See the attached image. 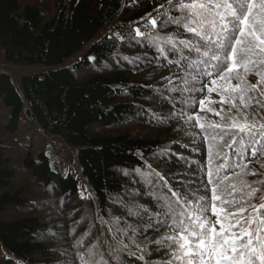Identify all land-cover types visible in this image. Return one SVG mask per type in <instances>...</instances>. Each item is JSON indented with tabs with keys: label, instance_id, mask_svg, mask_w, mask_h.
Here are the masks:
<instances>
[{
	"label": "trees",
	"instance_id": "1",
	"mask_svg": "<svg viewBox=\"0 0 264 264\" xmlns=\"http://www.w3.org/2000/svg\"><path fill=\"white\" fill-rule=\"evenodd\" d=\"M166 2L0 0V118L3 136L24 154L20 167L12 169L0 136V264H79L73 245L90 224L86 243L98 239L103 245L110 238L100 215L134 222L124 205L153 204L135 172L145 167L138 153L173 184L185 179L183 164H159L153 154L162 146L206 159L203 145L193 153L191 145L185 149L173 143L183 138V132L175 131L180 122L162 126L148 111L166 115L171 110L153 90L163 88V78L174 76L175 69L160 67L152 49L127 39L135 27L143 31L142 18L156 16L153 10ZM117 32L124 42L116 39ZM124 56L139 60L129 63ZM249 80L255 82V77ZM207 95L219 101L215 92ZM212 107L219 109L220 104ZM200 115L214 119L210 112ZM133 124L150 132L120 131ZM57 144L75 152L89 198H82L77 180L55 164ZM174 173L181 175L171 179ZM16 180L21 181L13 185ZM46 201L52 212L66 216L62 227H50L40 217L38 210ZM161 258V253L150 257ZM126 261L142 264L134 258Z\"/></svg>",
	"mask_w": 264,
	"mask_h": 264
},
{
	"label": "snow or ice",
	"instance_id": "2",
	"mask_svg": "<svg viewBox=\"0 0 264 264\" xmlns=\"http://www.w3.org/2000/svg\"><path fill=\"white\" fill-rule=\"evenodd\" d=\"M153 11L128 42L152 49L159 66L175 74L153 90L171 110L148 111L162 126L180 122L175 131L184 135L173 143L193 153L203 145L206 159L162 146L153 154L159 164H183L185 179L173 184L138 153L145 167L135 172L153 204L124 205L134 222L100 215L110 238L86 243L90 224L75 255L79 264H264V0H167ZM206 112L214 119L200 115ZM154 253L162 258L150 259Z\"/></svg>",
	"mask_w": 264,
	"mask_h": 264
},
{
	"label": "rangeland",
	"instance_id": "3",
	"mask_svg": "<svg viewBox=\"0 0 264 264\" xmlns=\"http://www.w3.org/2000/svg\"><path fill=\"white\" fill-rule=\"evenodd\" d=\"M29 1V0H26ZM36 1V0H35ZM50 6V4H49ZM50 8V7H49ZM120 131H128L131 133H136L138 135H143V134H147L150 131L146 132L147 130L144 127H139L136 124H133L131 126H124V128L122 127L120 129ZM4 132H3V121L0 118V136L2 139V143L4 144V155L6 157L11 158L12 163L11 166L13 167L12 169L16 170L17 168L20 167V161L22 159V157L24 156V154H22L21 152L22 149L17 145L14 144L13 140L6 138L5 136H3ZM36 140H38V138H36ZM21 151V152H20ZM55 164L60 167V169L64 172H67L69 174H71L78 182V188H79V195L81 197H85V198H89L90 197V191L88 190V188L84 185V183L80 180V177L78 175V169L76 167L75 164V152L67 147H64L61 144H57L55 145ZM19 173V171H18ZM19 178L22 177V175H17ZM21 180H19L20 182ZM17 180L14 182L13 185H16L17 183H19ZM46 204H43L39 210L38 213L40 215V217L42 219H44V221L49 223L50 227H53L55 224L60 225L59 227H62L63 222L66 218V216H59L57 213V210L55 209V212H52L48 207V201H46ZM68 218V217H67Z\"/></svg>",
	"mask_w": 264,
	"mask_h": 264
}]
</instances>
